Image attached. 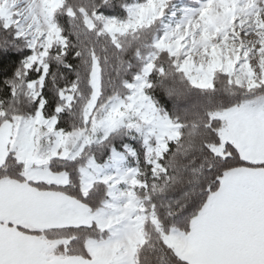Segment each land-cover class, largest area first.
Returning <instances> with one entry per match:
<instances>
[{"label":"snow or ice","instance_id":"6c2138e0","mask_svg":"<svg viewBox=\"0 0 264 264\" xmlns=\"http://www.w3.org/2000/svg\"><path fill=\"white\" fill-rule=\"evenodd\" d=\"M0 264H264V0H0Z\"/></svg>","mask_w":264,"mask_h":264}]
</instances>
